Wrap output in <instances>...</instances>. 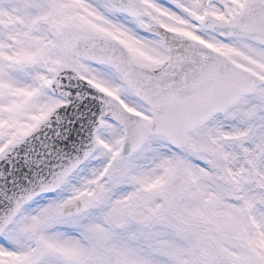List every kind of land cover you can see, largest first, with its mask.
<instances>
[{"label":"snow or ice","instance_id":"1","mask_svg":"<svg viewBox=\"0 0 264 264\" xmlns=\"http://www.w3.org/2000/svg\"><path fill=\"white\" fill-rule=\"evenodd\" d=\"M0 264H264V0H0Z\"/></svg>","mask_w":264,"mask_h":264}]
</instances>
